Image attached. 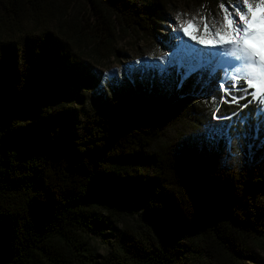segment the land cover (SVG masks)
I'll return each mask as SVG.
<instances>
[{
    "label": "trees",
    "instance_id": "16d2710c",
    "mask_svg": "<svg viewBox=\"0 0 264 264\" xmlns=\"http://www.w3.org/2000/svg\"><path fill=\"white\" fill-rule=\"evenodd\" d=\"M86 1L104 39L92 48L99 56L120 31L151 36L171 8ZM53 2L0 0V264H255L264 248V122L255 102L243 111L218 104V90L202 103L209 119L220 109L218 149L229 165L188 144L178 150L156 71L106 94L81 56L83 37L63 33L73 21ZM201 73L218 87L225 75ZM91 89L96 109L86 111ZM230 95L245 97L240 106L251 100L238 88ZM138 218L141 231L131 227ZM105 221L134 235L92 261L86 238Z\"/></svg>",
    "mask_w": 264,
    "mask_h": 264
},
{
    "label": "rangeland",
    "instance_id": "374dc122",
    "mask_svg": "<svg viewBox=\"0 0 264 264\" xmlns=\"http://www.w3.org/2000/svg\"><path fill=\"white\" fill-rule=\"evenodd\" d=\"M168 1L171 8L166 12L164 20L154 26V33L151 36L140 31H120L119 34L116 33L112 37L108 50L101 51L100 56L95 54L92 48L97 45L99 37L103 35L100 36V33L95 29L96 27H93L94 21L88 15V2L86 0H54L53 3L56 8L67 12L69 19L73 21L71 25L61 27L63 33L73 41L78 36L83 37L84 42L80 45L83 51L81 56L90 67L99 73L102 82L100 88L104 92L106 91V94L113 95L117 87L124 92L126 88H130L135 83L134 80L141 83V75H145L148 71L150 74L156 71L159 79V87L157 88L162 97L161 103L167 111V128L173 134L181 136L177 149L182 150V146L188 144L192 146L194 154L203 155L205 153L206 158L210 159L213 165L218 167L229 165L226 156L218 149L223 145L220 144L223 142L221 139L222 126L220 122H216V119H209L205 116L207 113L202 104L208 98L215 96L218 90L221 91L220 87L214 83L215 78L206 73H201L194 75L182 88H178V77L174 73L170 76L165 75L161 73L158 67L166 63V60H161L162 54L171 53L178 43L175 39L179 28V23L175 19L176 14L181 13L182 19H190L192 16H196L199 21L200 16L206 12V7L203 6L210 7L212 13H219L218 5L221 0ZM222 2L230 6V0H222ZM221 16L222 13H219L217 19H220ZM97 27L100 26L97 25ZM57 28L59 29V25ZM189 31L192 30L189 29ZM179 35L183 36V33H179ZM197 47L201 46L197 45ZM226 66L228 65L223 67ZM198 78L203 83H197ZM221 81L229 83L230 78L224 80V76H221L220 83ZM142 90L141 92H143ZM145 91L147 94L149 93V86ZM88 93L84 101V108L86 111H93L96 109V96H93V89ZM112 97L114 98V96ZM210 126L215 129L211 134L208 132ZM192 156L189 155V158ZM263 157L259 159H263ZM246 159L249 162H254L252 155L247 154ZM104 216H101L103 220H105ZM105 224V227H100L97 235L90 234L86 238L88 250L85 255L92 261L101 260L107 254L118 251L120 244L125 243L126 245V241L134 235L130 230L124 231L122 226L115 222L105 221ZM142 226L139 218L132 221L131 227H135L133 230L141 231ZM143 231L147 230L144 229ZM145 235L151 237V232L149 231ZM255 264H264V248L257 252Z\"/></svg>",
    "mask_w": 264,
    "mask_h": 264
},
{
    "label": "snow or ice",
    "instance_id": "6c2138e0",
    "mask_svg": "<svg viewBox=\"0 0 264 264\" xmlns=\"http://www.w3.org/2000/svg\"><path fill=\"white\" fill-rule=\"evenodd\" d=\"M203 7L206 12L199 21L196 16L182 19L181 13L176 14L179 28L175 39L178 43L171 53L162 54L161 60L166 63L159 65V70L169 76L174 73L178 77L177 87L182 88L205 69L210 73L222 69L224 80L230 78V82L221 81L222 94L217 103L236 104L243 111L255 102L257 119L264 122V0H230V6L221 0L218 5L219 13H222L220 19H217L219 13H212L208 6ZM224 65L229 67L223 68ZM197 83L203 81L198 78ZM237 88L251 97L243 106H240V100L244 96L230 95L231 90ZM219 111V108L213 110L212 119L218 118ZM214 130L210 126L208 132L211 134Z\"/></svg>",
    "mask_w": 264,
    "mask_h": 264
},
{
    "label": "built area",
    "instance_id": "2783aa9c",
    "mask_svg": "<svg viewBox=\"0 0 264 264\" xmlns=\"http://www.w3.org/2000/svg\"><path fill=\"white\" fill-rule=\"evenodd\" d=\"M264 128V127H263Z\"/></svg>",
    "mask_w": 264,
    "mask_h": 264
}]
</instances>
